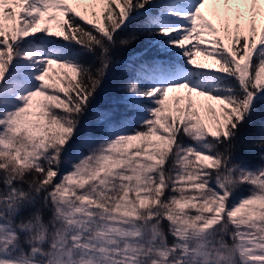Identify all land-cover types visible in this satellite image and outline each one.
<instances>
[{"label":"snow or ice","instance_id":"snow-or-ice-1","mask_svg":"<svg viewBox=\"0 0 264 264\" xmlns=\"http://www.w3.org/2000/svg\"><path fill=\"white\" fill-rule=\"evenodd\" d=\"M0 264H264V0H0Z\"/></svg>","mask_w":264,"mask_h":264},{"label":"trees","instance_id":"trees-1","mask_svg":"<svg viewBox=\"0 0 264 264\" xmlns=\"http://www.w3.org/2000/svg\"><path fill=\"white\" fill-rule=\"evenodd\" d=\"M198 60H203L204 58L203 57H197Z\"/></svg>","mask_w":264,"mask_h":264}]
</instances>
